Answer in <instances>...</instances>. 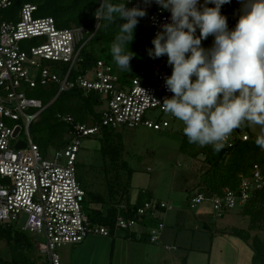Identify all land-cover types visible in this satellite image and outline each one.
<instances>
[{
  "label": "built area",
  "instance_id": "obj_1",
  "mask_svg": "<svg viewBox=\"0 0 264 264\" xmlns=\"http://www.w3.org/2000/svg\"><path fill=\"white\" fill-rule=\"evenodd\" d=\"M10 4L11 0H0V9ZM128 5L146 8L144 29L154 35L161 24L170 22V12L161 11L155 0L148 5L143 0H130ZM239 7L237 0L222 6L229 27L234 26ZM36 10V4L25 3L16 20L0 22V225L18 224L24 217V224L17 227L27 234L44 235L40 250L48 264H67L61 247L80 243L91 234L111 236L122 230L159 243L166 228L162 215L171 208L167 202L150 198L133 214L120 213L113 225L93 223L84 209L87 193L78 180L76 166L83 138L99 134L102 126L118 129L145 125L155 130L170 126V120L158 116L164 112L163 100L172 95L165 86V77L172 72L167 56L157 58L150 71H142L129 85L121 84L113 66L101 59L83 72L81 50L87 40L81 45L80 42L89 30L75 25L59 27L52 16H35ZM211 42L209 37L203 44L209 46ZM53 83L59 85V91L47 104L27 94L38 85ZM75 87L100 96L97 109L101 121L75 122L70 113H57L56 117L71 128L64 145L49 157L48 151L32 138L30 125L62 91ZM151 112H158L156 118L148 115ZM23 131L26 138L20 136ZM250 137L247 130L236 129L224 148H234ZM18 141H24L26 146L17 148ZM262 189L264 160L255 163L248 174H240L237 188L225 187L220 195L196 192L188 203L195 206L209 202L210 216L215 221L247 205ZM164 247L178 249L175 244Z\"/></svg>",
  "mask_w": 264,
  "mask_h": 264
},
{
  "label": "clouds",
  "instance_id": "obj_2",
  "mask_svg": "<svg viewBox=\"0 0 264 264\" xmlns=\"http://www.w3.org/2000/svg\"><path fill=\"white\" fill-rule=\"evenodd\" d=\"M129 2L100 0L96 11L97 31L101 25L117 28L108 51L122 72H131L136 53L129 45L138 18L147 15L145 7H128ZM237 2V19L229 27L222 6L231 0H155L170 12V22L160 25L147 50L153 59L167 56L172 68L165 77L172 95L160 103L162 110L183 123L189 143L214 152L246 125L259 127L255 144L264 149V0Z\"/></svg>",
  "mask_w": 264,
  "mask_h": 264
},
{
  "label": "rangeland",
  "instance_id": "obj_3",
  "mask_svg": "<svg viewBox=\"0 0 264 264\" xmlns=\"http://www.w3.org/2000/svg\"><path fill=\"white\" fill-rule=\"evenodd\" d=\"M98 109L100 108L98 107ZM157 114L158 112H151L148 115L151 118H156ZM158 116L159 118L170 120V126L162 130H155L145 125L134 128L119 127L116 129L122 138L121 141L124 146L122 158L114 164L111 163L110 157H104L101 151V134L89 135L83 138L76 167L78 180L82 183L87 193L84 205H89L91 208H101L103 206L106 208L115 202H119L123 194L124 200L119 204V207H123L128 201V189L131 201L136 199V196L141 193L140 191L149 190L157 199L163 200L173 207L164 216L167 226L166 234H169L168 240L171 243L177 246L180 245V253L189 254L187 264H208L207 257L209 255L204 256L205 259L203 257L196 259V252L200 245L198 234L205 237V239L202 237V239H199L201 242L205 240V244L200 246L207 248L205 250L212 253L210 264H236V261L251 262L252 251L245 240L237 235L229 234L227 238L217 236L213 248L210 250H208L211 245L210 236L215 231L212 233L207 230L198 231L190 226V229L184 228L182 230L183 235L176 237V232L179 230L176 229V222L187 221L186 219L189 222L197 221L199 214L203 215V219L209 220L210 218L209 212L212 210L210 203L206 204L209 208L204 207V209H201V206L190 208L186 205L188 189L192 188L195 190L199 187L202 174L209 168V165L205 160L206 155L199 145L195 146L187 154L180 150L184 127L181 121L165 112H161ZM37 126L36 122H33L30 128V134L36 142L38 141ZM245 129H248L247 131L254 136L259 133V127L255 125L246 126ZM20 136L21 138H26L25 131ZM56 148V146L52 145L46 148L49 157L54 154ZM93 195H103L105 203H98L92 200ZM244 210L245 207L236 208L215 222L212 221L214 230L223 227H246L251 232V236H253L254 232L263 234L264 222L252 225V213L249 215ZM249 210L254 212L255 205ZM171 222H173V225ZM23 224L24 217L20 219L18 224L14 225L22 226ZM117 233L116 236L111 235L108 237L91 234L82 242L95 238L99 249L110 253L112 250L111 244L113 243L111 240L114 239L116 256L125 259L128 255V239L124 237L126 232L120 230ZM28 235L35 243V255L37 258L48 264L47 256L40 250L45 241L44 235L41 233H28ZM102 241L107 242L103 244ZM68 246L69 244H65L61 247L62 256L71 255L74 257L78 245ZM66 248H69L70 252H65ZM192 252H195V254L193 255ZM246 253L247 255H245ZM12 255L13 251L8 243L0 239V264H3L4 260L10 259ZM166 256V264L168 262L169 264L182 263V260L173 258L170 260L168 252Z\"/></svg>",
  "mask_w": 264,
  "mask_h": 264
},
{
  "label": "trees",
  "instance_id": "obj_4",
  "mask_svg": "<svg viewBox=\"0 0 264 264\" xmlns=\"http://www.w3.org/2000/svg\"><path fill=\"white\" fill-rule=\"evenodd\" d=\"M25 3H34L37 5L35 16H52L55 18L59 27H70L72 25L85 27L89 33L80 42H85L81 50L82 61L80 69L85 72L92 67L97 60H104L110 63L115 72L119 75V80L123 85H129L132 79L142 71H150L156 59L149 57L147 50L153 47L151 41L154 34L145 31L144 18H138L139 23L134 30V39L130 43V49L136 55L130 61L131 72H122L114 63L108 49L111 46L113 37L117 28L115 25L109 29L103 26L97 31L96 25L99 18L96 12L100 7V0H11V4L0 9V22L16 20L19 16L22 6ZM130 7L129 5H127ZM118 23L123 21L118 20ZM59 85L50 84L48 86L38 85L32 90L27 91L28 96L40 98L44 104L49 103L58 93ZM101 105L100 96L95 92L86 94L79 87L62 91L57 98L46 107L36 121L38 131L37 144L43 151L50 145L61 147L65 143V136L71 128L70 124L59 120L57 113H70L75 122H100L101 113L98 106ZM32 125V124H31ZM30 125V128H31ZM247 126V125H246ZM242 126L237 130H248ZM101 134V151L104 157L108 156L111 163H117L122 158L123 142L115 128L102 126ZM251 135V134H250ZM257 136L251 135L246 141L239 142L234 148H223L219 152H214L212 147L201 148L206 155L205 160L209 168L202 174V179L197 189H188L187 201L196 193L205 195L222 194L225 187L237 188L240 181V174H248L255 163L264 160V152L255 144ZM39 142V143H38ZM197 144L188 142L187 137L183 134L181 139L180 150L184 153L191 152ZM129 187V182H128ZM129 192V189H128ZM124 196L122 194L120 201L115 202L106 208H91L84 205V209L93 223L103 225H113L116 217L122 213L131 215L145 201L152 198L151 193L143 190L135 203L126 202V205L119 207ZM92 200L98 203H105L103 195H93ZM255 205V211L249 209ZM244 212L251 214L252 225L264 222V189L256 192L247 205L244 206ZM255 227V226H254ZM249 241L252 238V248L254 258L257 263L264 264V239L255 234L251 237L248 229L235 227L231 231ZM0 239L5 240L13 251L10 259L4 260L3 264H45L35 255V243L32 238L19 227L8 224L0 225Z\"/></svg>",
  "mask_w": 264,
  "mask_h": 264
},
{
  "label": "crops",
  "instance_id": "obj_5",
  "mask_svg": "<svg viewBox=\"0 0 264 264\" xmlns=\"http://www.w3.org/2000/svg\"><path fill=\"white\" fill-rule=\"evenodd\" d=\"M142 191H140V192H142ZM147 191H149V190H147ZM149 192L151 193L152 198H156L155 195L151 191H149ZM139 194L136 196V199L134 201H131L130 196H129V192H128V202L135 203L136 200L138 199ZM186 198H187V196H186ZM207 203H209V202H203V203L195 205V206H201V209H204V207L209 208V206H206ZM186 205H188L190 208L194 207L188 203L187 199H186ZM171 208H173V207H171ZM171 208H169V209H171ZM169 209H167L166 212L162 215L163 220H164V216L167 214V211ZM210 213H211V211L209 212V216H210ZM203 218H204L203 215L199 214L197 221L189 222L188 219H186L187 221L181 220L180 222H176L175 223L177 226L176 229H179L176 232V237L179 235H183L182 230L184 228L190 229L192 227L194 230H198V231L207 230L211 233L213 231H215L210 236L211 245H210V248L208 249V250H210L211 248H213V244L215 243L217 236H223V237L227 238L229 236V234H232L231 233L232 229L235 228V227H232V228L223 227V228H219V229L216 228L214 230L213 223H212V221H214V220L211 219V216H210L209 220L208 219L206 220ZM171 224L173 225V222H171ZM238 228H245L246 229V227H238ZM166 229H167V226H166V228L162 234V239L159 243H152L147 239L146 236L139 237L137 235V233L125 231L126 235L124 237L128 239V255L125 259H123L122 257L116 256L115 249H114V247H115V240L114 239L111 240V242H113L111 244L112 250L110 253H107L105 250L102 251L99 249L97 242H95V238L92 240H89L87 242H84V243L80 242V243H76V244H69L70 247H72V245H78L76 248V254L74 257H72L71 255H68V256L63 255L62 259L67 264H166V259H167L166 254L168 252L170 260H172V258L178 259V260H182V263H180V264H187V258L189 259V254H186L185 252L180 253V251H181L179 248L180 245L178 246V249L174 250V251H170V250L165 249L164 244H174V243H171L170 240H168L169 234H166V231H167ZM116 233L113 235L116 236L118 234V233L117 234ZM255 234H257V233L254 232L253 235H255ZM198 235H199V239L201 237L203 239H205V237L203 235H201V234H198ZM258 235H260V237L264 239V232H263V234H258ZM230 236H232V235H230ZM220 238H222V237H220ZM199 239H198V242L200 245L205 244V240L203 242H201ZM251 240H252V238H250L249 241H245L247 243V246L252 251L251 253H253L252 258L250 259L251 262L236 261V264H260V263H257L255 261L254 250L252 248V244H251L252 241ZM106 242L107 241H102L103 244H106ZM109 244H110V241H109ZM216 244H217V241H216ZM200 245H199L200 249L198 247V251L196 252V255H197L196 259L202 258V257L204 258V256L206 257L209 255V257H207V258H208V264H210L212 261L211 251L205 250L207 248L201 247ZM194 248L196 249V247H194ZM65 252H70L69 248H66ZM192 254L194 255L195 252H192ZM61 255H62V252H61ZM245 255H247V253ZM249 256H250V254H249ZM168 264H169V262H168ZM172 264H175V263H172Z\"/></svg>",
  "mask_w": 264,
  "mask_h": 264
},
{
  "label": "water",
  "instance_id": "obj_6",
  "mask_svg": "<svg viewBox=\"0 0 264 264\" xmlns=\"http://www.w3.org/2000/svg\"><path fill=\"white\" fill-rule=\"evenodd\" d=\"M18 131H19V129L16 130L14 136H16L18 134ZM25 146H26V143L24 141H18V143L16 145L17 148H23Z\"/></svg>",
  "mask_w": 264,
  "mask_h": 264
}]
</instances>
